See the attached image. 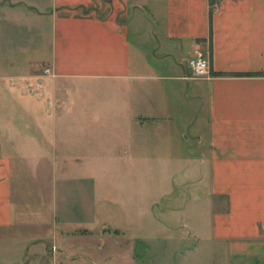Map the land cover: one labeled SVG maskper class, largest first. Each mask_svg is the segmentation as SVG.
Instances as JSON below:
<instances>
[{
	"label": "crops",
	"instance_id": "1",
	"mask_svg": "<svg viewBox=\"0 0 264 264\" xmlns=\"http://www.w3.org/2000/svg\"><path fill=\"white\" fill-rule=\"evenodd\" d=\"M5 36L17 45L0 53V264H38L30 248L89 232L50 205L70 193L73 213L88 212L102 182L94 163L113 164L118 146L128 199L146 150L169 173L184 169L181 208L202 211L208 229L201 247L191 226L189 252L264 264V0H0V48ZM195 50L209 76L182 80ZM180 126L196 150L175 159ZM44 217L57 223L50 234L22 231Z\"/></svg>",
	"mask_w": 264,
	"mask_h": 264
},
{
	"label": "rangeland",
	"instance_id": "2",
	"mask_svg": "<svg viewBox=\"0 0 264 264\" xmlns=\"http://www.w3.org/2000/svg\"><path fill=\"white\" fill-rule=\"evenodd\" d=\"M5 39L6 36L2 39L0 53L16 50L17 44L7 43ZM182 62H186V59H183ZM180 127L183 130V136L171 140V143L173 141L175 145L172 149L174 151L170 155L175 159L179 156L184 157L187 153L192 154L196 150L195 136L191 131L186 133V130L182 126ZM107 140L105 138L95 139L92 145L94 157L99 154L97 148H100L102 143ZM115 152L117 159L113 164L94 163L93 170L95 174L100 175L99 179L102 182L97 185L95 182L94 197L91 200L92 208L88 212L83 215L81 212L73 213V208L71 210L72 206H70L72 204L70 193L67 194L66 200H61L58 197L50 205L48 216L55 213L53 211L55 203L57 216L61 212L63 222L67 221V228H70V224L78 223V228H86L89 232L76 235L68 233L67 238L59 236L55 244L57 252L48 239V243L40 245L37 250L32 251L30 248L26 252L27 256L39 257L40 259H38L41 261L38 264H52L50 256L54 252L59 257L56 264H195L198 263V260L201 264H207L208 250L206 248L202 249L204 255H198L199 249L189 252L196 240V235H198L194 229L198 226L201 228L200 242L205 240L204 237H207L205 234L208 229H206L207 217L203 215L202 211H200V216L195 217L193 212L189 211L188 213L181 208L187 201L188 192L191 193L190 188L182 184L184 169L180 171L175 167L169 173V169L160 167L161 155H158L159 159L156 161H151L155 155L146 150L142 153L143 160L136 163V165H140L138 170L141 175V184L137 185H140V191L135 197L131 193V198L128 199L124 191L127 183L123 181L122 176L129 166L123 164L121 160L123 157L121 147L118 146ZM145 159L151 163H144ZM129 171L132 173V169ZM164 173L168 174L167 178L170 177V174L172 177L170 180L172 185L168 187L166 195L162 192L165 184ZM131 178L133 180L132 174ZM68 182L70 181L67 180ZM62 186H65L64 182ZM58 190L66 197L62 187ZM88 190H90L89 186ZM102 190L109 192L110 197L101 206L96 196H98L97 193L101 194ZM33 209L40 211L38 207ZM41 212L44 214V211ZM34 220L33 224H27L23 228L25 230L22 231H30V233L39 235L45 232L50 234L57 224L50 217ZM61 226L65 227L63 224ZM200 246L202 247V242ZM33 252L35 254H32Z\"/></svg>",
	"mask_w": 264,
	"mask_h": 264
},
{
	"label": "built area",
	"instance_id": "3",
	"mask_svg": "<svg viewBox=\"0 0 264 264\" xmlns=\"http://www.w3.org/2000/svg\"><path fill=\"white\" fill-rule=\"evenodd\" d=\"M188 69L190 75L181 77L182 80L206 79L209 76L207 54L195 50L193 57L188 61ZM43 73L46 74L47 70H43Z\"/></svg>",
	"mask_w": 264,
	"mask_h": 264
},
{
	"label": "trees",
	"instance_id": "4",
	"mask_svg": "<svg viewBox=\"0 0 264 264\" xmlns=\"http://www.w3.org/2000/svg\"><path fill=\"white\" fill-rule=\"evenodd\" d=\"M238 75H240V74H238ZM249 75L257 76V75H261V74L253 73V74H249Z\"/></svg>",
	"mask_w": 264,
	"mask_h": 264
}]
</instances>
